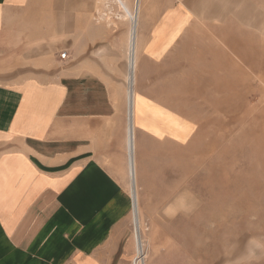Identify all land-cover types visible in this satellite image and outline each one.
I'll list each match as a JSON object with an SVG mask.
<instances>
[{"label": "rangeland", "instance_id": "obj_1", "mask_svg": "<svg viewBox=\"0 0 264 264\" xmlns=\"http://www.w3.org/2000/svg\"><path fill=\"white\" fill-rule=\"evenodd\" d=\"M96 4L127 125L125 155L105 164L130 198L132 263L168 245L181 264H264V0H139L134 37V0Z\"/></svg>", "mask_w": 264, "mask_h": 264}, {"label": "crops", "instance_id": "obj_2", "mask_svg": "<svg viewBox=\"0 0 264 264\" xmlns=\"http://www.w3.org/2000/svg\"><path fill=\"white\" fill-rule=\"evenodd\" d=\"M96 3L0 0V264H133L130 198L105 164L127 125ZM179 253L154 245L145 264Z\"/></svg>", "mask_w": 264, "mask_h": 264}, {"label": "bare ground", "instance_id": "obj_3", "mask_svg": "<svg viewBox=\"0 0 264 264\" xmlns=\"http://www.w3.org/2000/svg\"><path fill=\"white\" fill-rule=\"evenodd\" d=\"M138 10H139V0H134V8H133V20H134V29H133V37H134V31H135V27H136V22L135 19L137 18V14H138ZM134 40V39H133ZM132 44V43H131ZM130 69H131V73H130V77H129V98H128V102H129V127H130V140H131V152H130V174L132 177V185L135 183L134 182V175H135V164H134V123H133V114H134V110H133V106H134V91L131 89L132 85H133V81H134V70H135V57H134V48L132 45V49L130 52ZM133 143V146H132ZM134 200H135V206H136V198L134 196ZM137 215V209L135 208V216Z\"/></svg>", "mask_w": 264, "mask_h": 264}, {"label": "built area", "instance_id": "obj_4", "mask_svg": "<svg viewBox=\"0 0 264 264\" xmlns=\"http://www.w3.org/2000/svg\"><path fill=\"white\" fill-rule=\"evenodd\" d=\"M59 57H60V59H65V57H66V53H61V54L59 55Z\"/></svg>", "mask_w": 264, "mask_h": 264}]
</instances>
